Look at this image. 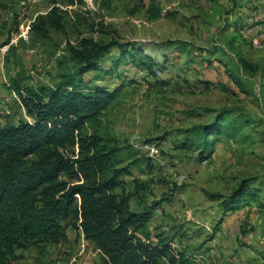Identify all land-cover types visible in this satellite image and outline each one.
Listing matches in <instances>:
<instances>
[{"label":"rangeland","instance_id":"rangeland-1","mask_svg":"<svg viewBox=\"0 0 264 264\" xmlns=\"http://www.w3.org/2000/svg\"><path fill=\"white\" fill-rule=\"evenodd\" d=\"M144 1L146 9L133 13L123 1L108 6L104 0H0V123L33 122L13 84L53 85L60 73L73 68L68 45L83 38L135 44L161 67L158 79L129 61L117 65L113 55L100 70L85 75L93 86H124L101 133L125 148L123 158L141 162L125 178L145 187L144 205L134 199L133 208L142 211L159 203L146 230L165 233V240L174 236L176 250L186 243L211 259L229 263L237 255L242 258L238 264H264L263 251L247 257L246 223L233 235H217L231 213L222 203L242 180L252 179L251 188L260 191V201L249 205L264 210V0ZM150 6L159 9L157 19L150 18L148 12H155ZM54 8L60 10L63 30L51 29L50 39L38 41L32 25ZM221 111L231 119L247 118L238 138L223 139L222 147L216 145L205 157L182 149L187 129L210 124ZM94 130L88 126L90 133ZM146 145L157 147L159 154L151 156ZM208 193L224 199L211 200ZM80 233L68 228L59 244L41 241L17 254L23 264H98L99 250Z\"/></svg>","mask_w":264,"mask_h":264},{"label":"trees","instance_id":"trees-1","mask_svg":"<svg viewBox=\"0 0 264 264\" xmlns=\"http://www.w3.org/2000/svg\"><path fill=\"white\" fill-rule=\"evenodd\" d=\"M114 1L128 2L133 13L146 9L144 0L104 3L109 6ZM150 9L155 11L148 12L150 18L157 19L159 9ZM59 12L54 8L33 23L34 38L46 41L51 29L63 30ZM135 46L83 38L78 45H68L67 61L73 68L60 73L53 85L35 88L14 82L13 89L33 122L24 120L10 127L0 123V264H23L18 250L41 241L59 244L68 228L96 245L98 264H197L194 247L184 243L176 250L174 236L165 240V233L146 230L159 203L135 210L132 201L144 205L145 187L136 179L125 180L141 162L123 158L125 148L114 145L110 134L101 133L103 119L119 104L124 86H93L85 79L89 72L101 69L108 55L119 58L117 65L129 61L158 79L161 67ZM229 115L221 111L210 124L187 129L182 149L205 157L223 139L238 138L248 120ZM89 125L95 127L92 133ZM125 159L131 162L121 166ZM252 182L242 180L223 201L226 212L260 201V191L251 188ZM141 184L149 187L148 182ZM207 195L211 200L223 198ZM260 205L264 207V201Z\"/></svg>","mask_w":264,"mask_h":264},{"label":"crops","instance_id":"crops-1","mask_svg":"<svg viewBox=\"0 0 264 264\" xmlns=\"http://www.w3.org/2000/svg\"><path fill=\"white\" fill-rule=\"evenodd\" d=\"M233 41H235V38H232ZM170 139V137H168ZM166 140H164L165 142ZM223 144H220L218 146L219 148L222 147ZM219 153V150L216 149V151L213 154V160L217 157ZM210 181H207L209 183ZM255 203V202H254ZM252 203L251 205H244L237 209L236 211H233L225 217L224 222H222L221 226L219 227V231L217 232V235H233L235 231H240L241 226H244V223L247 225L244 226L245 231V251H249L251 254H247L248 258L252 257V253L255 250H260L264 252V210L257 209V207ZM235 218V219H233ZM152 221V219H151ZM195 221V220H194ZM207 222V219L204 220ZM196 223L200 224L199 221H196ZM182 248V245L180 246ZM218 250V249H217ZM242 250V249H240ZM203 251V250H202ZM200 248H195L193 258L197 263L200 264H238V261L240 262L239 256H234L233 260L229 259H216V258H210V253L205 254L203 253ZM244 264H251L247 263V261L243 262Z\"/></svg>","mask_w":264,"mask_h":264},{"label":"built area","instance_id":"built-area-1","mask_svg":"<svg viewBox=\"0 0 264 264\" xmlns=\"http://www.w3.org/2000/svg\"><path fill=\"white\" fill-rule=\"evenodd\" d=\"M144 148H147L148 149V151H150V153H151V156H153V155H158L159 154V150H158V148L157 147H150L149 145H146V146H144ZM183 179V178H182Z\"/></svg>","mask_w":264,"mask_h":264}]
</instances>
